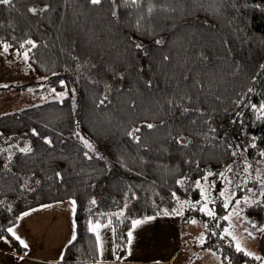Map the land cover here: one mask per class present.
<instances>
[{
    "label": "trees",
    "instance_id": "16d2710c",
    "mask_svg": "<svg viewBox=\"0 0 264 264\" xmlns=\"http://www.w3.org/2000/svg\"><path fill=\"white\" fill-rule=\"evenodd\" d=\"M4 45L49 76L45 93L65 92L0 114V236L18 253L8 229L21 214L73 198L76 239L57 264H99L92 222H112L124 254L134 219L199 205L197 182L216 177L221 202L236 147L250 167L264 160V0H12L0 5ZM76 128L106 148L113 171ZM21 135L32 148L7 168L2 146ZM246 214L264 227V195ZM211 223L204 245L227 264L260 261L237 251L226 219Z\"/></svg>",
    "mask_w": 264,
    "mask_h": 264
},
{
    "label": "rangeland",
    "instance_id": "374dc122",
    "mask_svg": "<svg viewBox=\"0 0 264 264\" xmlns=\"http://www.w3.org/2000/svg\"><path fill=\"white\" fill-rule=\"evenodd\" d=\"M5 46L0 47V114L65 95L63 91L45 93L42 87L49 76L31 75L28 53H12L8 46L5 51ZM75 132L84 142L87 141L90 151L106 159L110 171L115 169L105 147L79 129L76 128ZM2 147L6 151L5 167L10 168L14 152L31 149L32 141L24 135L11 136ZM236 153L233 162L227 166L230 171L220 178L224 183L221 202L217 191L210 190L216 185V177L207 179L206 187L201 181L197 182L203 188L199 205L184 203L174 212H159L134 219L141 223L129 229L132 236L128 238L124 254H120L117 246L113 223L92 222V228L99 235V264H227L217 249L204 245L209 223L212 222L211 227L215 229L216 223L226 217L222 232L229 234L239 248L261 257L255 264H264V227L249 225L246 214L247 206L263 202L264 160L253 162L250 167L241 156L242 149L236 147ZM255 178L259 179L256 186L253 185ZM29 185V182L25 183V186ZM72 201L75 200L68 198L38 205L40 207L36 206L35 211L11 227L28 245L25 254L17 253L11 241L0 236V264H57L66 243L76 233V203L73 205Z\"/></svg>",
    "mask_w": 264,
    "mask_h": 264
},
{
    "label": "snow or ice",
    "instance_id": "6c2138e0",
    "mask_svg": "<svg viewBox=\"0 0 264 264\" xmlns=\"http://www.w3.org/2000/svg\"><path fill=\"white\" fill-rule=\"evenodd\" d=\"M101 2H102V0H90V3L93 4V5H98V4H100ZM133 2L135 3V0H133ZM10 4H12V0H0V5H10ZM45 10H46V9H44V8L39 9V11H45ZM28 11L31 12V13H33V14H36V13L38 12V9L35 8V7H33V8H29ZM149 11H151V9H149ZM28 43H29V44H32V41H28ZM156 43L159 44V43H161V41L158 40V41H156ZM33 47H35L34 44H33ZM135 47H136V48H142L143 46L140 45V44H137ZM6 50H7V46H5V51H6ZM25 55H27V54H25ZM164 59L167 60L168 57H165ZM262 67H264V66H262ZM4 87H7V86L5 85ZM249 91H251V89H249ZM101 103H103V101H101ZM261 109L264 110V105L261 106ZM185 111H187V109H185ZM147 127H148V128H152L153 125H152V124H147ZM138 131H139V129H134L132 133H129V135H134V133H135V132H138ZM34 134H36V133H34ZM137 139H138V138H137ZM45 143H49V144H50L51 141L46 139V140H45ZM85 143H87V141H85ZM89 147H91V146L89 145ZM23 151H30V149H23ZM233 155H235V153H233ZM260 155H261L262 157H264V152H262ZM220 195L223 196L224 193L221 192ZM71 203L74 205V204H75V201H72ZM92 203L94 204V203H95V200H93ZM226 206H227V205H226ZM24 215H28V213H25ZM208 215L211 216L212 213H211V212H208ZM225 219H227V217H226ZM140 223H141V221H139V220H133V221H132V225H133V227H135L136 225H138V224H140ZM97 227H99V225H97ZM91 230H92V231H95V229H91ZM262 231H264V229H262ZM8 232L11 233L13 236H15V232L13 231L12 228H9V229H8ZM131 236H132V232L129 231V232H128V237H129V239L131 238ZM16 239L19 240L20 244L23 245L25 248L28 247V245L25 244V242H24L23 240H20V238H19L18 236H16ZM75 239H76V237H75V235H73V236H72V239L69 241V244H71L72 241H74ZM97 239H99V235H97ZM237 251H241V249L239 248V246H237ZM247 255L251 256L252 253H247ZM20 258L23 259V257H20ZM62 259H63V256H61V260H62ZM255 259L259 260V259H261V257L257 256V257H255Z\"/></svg>",
    "mask_w": 264,
    "mask_h": 264
},
{
    "label": "crops",
    "instance_id": "0c3cea01",
    "mask_svg": "<svg viewBox=\"0 0 264 264\" xmlns=\"http://www.w3.org/2000/svg\"><path fill=\"white\" fill-rule=\"evenodd\" d=\"M37 207H40V206H37ZM37 207L35 206V207L31 208V209H28V210L24 211V212L21 214V217H20V219H19V222H20L24 217L27 216V215H24L25 213L30 214V213H32L33 211H35L34 209L37 208ZM15 236H18V237L20 238V240H22V238L18 235V233L15 234ZM42 246H43V244H42ZM43 248H44V247H43ZM17 253H18V252H17ZM23 254H25V253H23Z\"/></svg>",
    "mask_w": 264,
    "mask_h": 264
}]
</instances>
